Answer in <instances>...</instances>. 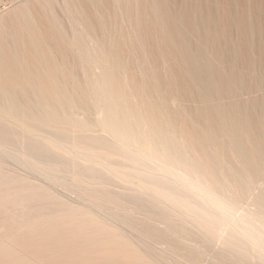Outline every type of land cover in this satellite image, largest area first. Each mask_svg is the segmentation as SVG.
<instances>
[{"label": "bare ground", "instance_id": "obj_1", "mask_svg": "<svg viewBox=\"0 0 264 264\" xmlns=\"http://www.w3.org/2000/svg\"><path fill=\"white\" fill-rule=\"evenodd\" d=\"M0 152V264H264V0H0Z\"/></svg>", "mask_w": 264, "mask_h": 264}, {"label": "rangeland", "instance_id": "obj_2", "mask_svg": "<svg viewBox=\"0 0 264 264\" xmlns=\"http://www.w3.org/2000/svg\"><path fill=\"white\" fill-rule=\"evenodd\" d=\"M16 163H17V162H16ZM17 167H18V166H17ZM18 168H19V167H18ZM20 169H21V167H20ZM22 170H23V168H22ZM24 171H25V170H24ZM36 177H37V176H36ZM37 178H39V177H37ZM39 179H41V178H39ZM42 180H43V179H42ZM118 185H119V184H118ZM119 186H121V185H119ZM75 189H76V188H75ZM76 190H77V189H76ZM76 190H75V191H76ZM68 194H69V192L67 193V195H68ZM70 195H71V194H70ZM70 195H68V197H69ZM76 195H77L76 193H73L70 197L73 196L72 198L75 199L76 201H78L79 198H77ZM72 198H71V199H72Z\"/></svg>", "mask_w": 264, "mask_h": 264}]
</instances>
